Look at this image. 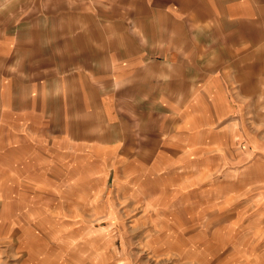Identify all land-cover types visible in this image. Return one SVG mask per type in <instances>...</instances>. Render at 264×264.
<instances>
[{"label": "rangeland", "instance_id": "rangeland-1", "mask_svg": "<svg viewBox=\"0 0 264 264\" xmlns=\"http://www.w3.org/2000/svg\"><path fill=\"white\" fill-rule=\"evenodd\" d=\"M128 2L0 0V264H264V25L187 29L179 110Z\"/></svg>", "mask_w": 264, "mask_h": 264}, {"label": "crops", "instance_id": "crops-1", "mask_svg": "<svg viewBox=\"0 0 264 264\" xmlns=\"http://www.w3.org/2000/svg\"><path fill=\"white\" fill-rule=\"evenodd\" d=\"M125 7L128 8L126 12L136 15L131 16V20L135 24L144 20L143 24L147 29L146 34H143L144 40L136 38L131 39L128 44H122L128 47L125 58L138 64V72L134 76L137 82L135 85L140 84L144 72L146 73L144 63H154L147 70L150 68L149 71H153L156 66L161 70L155 75L152 73L150 85L152 84L156 89L165 87L169 108L172 106V101H179L180 104L176 107L179 110H183L184 107L185 62L192 60L189 54H201L198 49L194 52L186 50V30L193 29V26L195 28L199 26L203 30L221 29L224 26L230 30V39L221 44L233 47L234 24L254 27L264 25V0H130ZM225 36L227 37L226 34ZM227 52L232 55L233 48H229ZM205 60L210 61L208 58ZM222 60L223 57L214 59V61ZM158 62L159 64H156ZM81 75L83 76V71ZM215 77L220 79L222 76ZM220 81L223 83L221 79ZM76 83H80V86L76 85L74 91H69L67 97L74 98L76 104L80 105V111L76 114L80 119H76L75 126L79 127L78 132L81 135L76 142H82L83 131L87 126L83 122V106L87 103V98L84 97L83 79H76ZM209 86L213 87L211 83L207 85ZM14 90L17 91L20 100V87ZM41 90L40 87L35 95L38 105L42 103ZM45 98L47 101L51 100L47 96Z\"/></svg>", "mask_w": 264, "mask_h": 264}]
</instances>
